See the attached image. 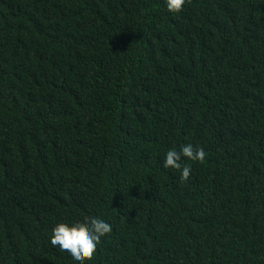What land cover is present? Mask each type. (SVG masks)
<instances>
[{
    "label": "trees",
    "instance_id": "1",
    "mask_svg": "<svg viewBox=\"0 0 264 264\" xmlns=\"http://www.w3.org/2000/svg\"><path fill=\"white\" fill-rule=\"evenodd\" d=\"M92 217L89 264H264V0H0V264Z\"/></svg>",
    "mask_w": 264,
    "mask_h": 264
},
{
    "label": "clouds",
    "instance_id": "2",
    "mask_svg": "<svg viewBox=\"0 0 264 264\" xmlns=\"http://www.w3.org/2000/svg\"><path fill=\"white\" fill-rule=\"evenodd\" d=\"M166 10L169 13H179L186 0H165ZM206 153L202 147L185 144L169 149L163 160L165 169L179 170L180 180L187 181L192 172L191 162H203ZM112 225L99 217H92L82 225L71 228L58 224L53 228L49 239L52 248L62 256H66L73 264H89L92 261L101 239L111 233Z\"/></svg>",
    "mask_w": 264,
    "mask_h": 264
}]
</instances>
